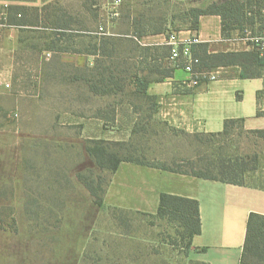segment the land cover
<instances>
[{"label":"rangeland","instance_id":"1","mask_svg":"<svg viewBox=\"0 0 264 264\" xmlns=\"http://www.w3.org/2000/svg\"><path fill=\"white\" fill-rule=\"evenodd\" d=\"M109 1H47L71 16L65 31L34 25L12 31V37L0 25V264H201L178 222L132 210L99 209L77 177L79 170L89 178L100 173L84 149L91 140L125 141V147H112L123 156L182 170L219 174L221 162L237 157L251 167L255 153L264 164V138L239 123L215 137L169 129L150 117L151 102L137 96L125 99L134 105L133 112L116 104V117L106 120L119 97L89 93L77 79L83 71L74 58L86 54L90 71L84 72L95 78L101 66L114 68L127 82L136 73L159 78L172 68L165 59L169 50L163 43L144 45V39L132 35L130 20L143 13L167 17L171 30L187 29L192 26L188 9L224 0H126L116 20L107 17ZM28 13L35 23V10ZM102 25L105 33H92ZM249 29L264 33V21ZM199 69L208 73L204 66ZM109 174L103 172L106 178ZM260 176L264 166L247 171L244 179L263 183Z\"/></svg>","mask_w":264,"mask_h":264},{"label":"crops","instance_id":"2","mask_svg":"<svg viewBox=\"0 0 264 264\" xmlns=\"http://www.w3.org/2000/svg\"><path fill=\"white\" fill-rule=\"evenodd\" d=\"M47 1L50 0H0V5L41 7ZM14 30L22 31L15 26H4L1 31L14 37ZM236 31L225 36L219 15H203L198 29L178 32L200 35L202 41L195 47L200 57L205 49L209 54L250 50L252 46L235 35ZM166 37L146 36L144 45L163 43ZM11 43L15 48V38ZM74 60L84 66L89 58L78 54ZM170 65L171 74L162 81H152L147 91L156 97L153 118L163 125L190 133H209L222 131L226 119L243 118L246 130L264 129V67L256 77H243L239 65L216 66L208 68L207 76L194 84L192 75L181 65L171 61ZM209 74H215L216 79H209ZM121 105L133 112L131 104ZM2 107L0 104V121L4 118ZM162 193L199 201L202 229L191 242L194 259L207 264H249L242 262L248 218L252 212L264 214L263 185L228 183L123 161L111 175L103 205L98 207L157 214Z\"/></svg>","mask_w":264,"mask_h":264},{"label":"trees","instance_id":"3","mask_svg":"<svg viewBox=\"0 0 264 264\" xmlns=\"http://www.w3.org/2000/svg\"><path fill=\"white\" fill-rule=\"evenodd\" d=\"M166 1L170 0H146V3L151 4L158 2L161 4ZM85 6L86 8H89L87 4ZM51 8L54 7L49 4H44L41 7L35 6L33 8L13 4L3 6L0 5V15H3V17L6 16V20L2 19L4 26H15L24 29L35 25L43 27L53 26L62 31L69 29L72 20L71 16H69L65 11H60L58 8H54V10L51 11ZM31 9L35 10L37 14V20L35 23L31 21L30 14L28 13ZM185 15L189 17L188 21L192 25L187 29H198L200 18L203 15H219L222 20V32L225 36L230 35L231 30H237L241 33L246 30L251 32L249 27L254 26L257 22L264 21V0H224L222 2H213L204 8L191 7L187 10V12H185ZM130 22L134 29L132 35L140 40L150 35L164 34L168 36L172 31H175L174 29L171 30L169 27L170 23H168L167 17L164 19H156L153 16L146 17L145 14L139 13L134 16ZM39 23H43V25H39ZM163 24L167 25L163 26ZM176 30L179 31L183 29L178 28ZM169 55L170 51L165 59L170 62ZM199 58L201 59L200 68L204 66L211 69L221 65H239L242 68L243 77H256L261 74V67H264V54H262L255 46H252L250 50L217 52L212 54H209L207 49H205L204 55L202 54ZM88 67V64L78 66L79 70L83 71V73L78 76L77 79L84 82L89 93L102 96L112 93L115 97H119L114 102V108L111 109L113 115L111 118H106V120H111L116 117L118 110L116 107L117 105L129 103L134 108L132 102L125 100L128 96H137L138 98L143 99L144 102H151L149 110L152 113L150 114V117H153L157 102L155 96L148 94V86L152 81H162L165 77L169 76L172 71V68L170 70H165L164 72H161V77L156 79H151L148 75H140L136 73L132 75L130 82H127V77L117 74L114 68L110 69L108 66L100 67L102 70L100 71L101 75L98 78H95L92 74L91 76H87L84 70H89ZM107 69H110L109 75L105 74ZM127 85L133 87L128 89V92L125 89ZM261 113V111H258L259 115H261ZM235 123H239L240 126L245 129L243 118H229L225 120L224 129L220 132H195V134L198 136L205 134L213 137L226 135L229 131V127ZM146 127L147 126L144 127L145 130ZM171 129L177 130L176 128ZM182 131L187 132L185 130ZM246 131L255 133L261 138H264V129H252ZM115 145L125 147L126 144L125 141L111 142L102 139L89 141L88 145L84 148L85 152L92 158L95 166L100 169V173L94 175L92 178L87 177L80 170L77 173L78 179L82 181V183L89 190L95 204L100 207L103 205L104 196L110 184L111 175L116 172L120 163L123 161L149 165L195 177L220 180L240 185L248 182L244 179V174L247 171L256 172L260 167L264 166L262 158L260 159L258 153H255L252 157L251 167H248L244 161L240 162L237 157L234 160L221 162L217 167L219 174H213L212 172H206L195 168L193 170H182L176 166H170L163 162L149 161L147 158L123 156L119 149L112 147ZM103 172L110 173L109 177H104ZM260 178L264 179L262 176H260ZM260 184L264 186V182ZM150 215L157 216L158 218H169L178 222L180 228L183 229V235L189 238L190 243L192 242L194 236L201 233L202 224L200 205L197 199L162 193L160 196V207L157 214ZM242 262L249 264H264V214L252 212L249 215ZM200 263L207 264L205 262Z\"/></svg>","mask_w":264,"mask_h":264},{"label":"built area","instance_id":"4","mask_svg":"<svg viewBox=\"0 0 264 264\" xmlns=\"http://www.w3.org/2000/svg\"><path fill=\"white\" fill-rule=\"evenodd\" d=\"M126 0H110L107 4V17L109 20H116L121 16V9ZM2 19L6 20V16L0 15V25L4 26ZM105 27L100 26L95 34L105 33ZM242 39L252 46L257 47L262 54H264V33H251L246 30ZM200 35L190 33L188 35H181L178 31H172L164 40L163 44L168 46L171 62L181 65L183 69L192 75V82L198 84L202 77L208 73L199 69L201 59L195 54V47L201 43ZM209 79H216L215 74H209ZM9 86V84H7Z\"/></svg>","mask_w":264,"mask_h":264}]
</instances>
